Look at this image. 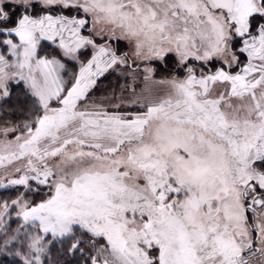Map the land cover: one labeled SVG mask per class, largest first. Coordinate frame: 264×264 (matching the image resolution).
Segmentation results:
<instances>
[{
	"label": "snow or ice",
	"instance_id": "obj_1",
	"mask_svg": "<svg viewBox=\"0 0 264 264\" xmlns=\"http://www.w3.org/2000/svg\"><path fill=\"white\" fill-rule=\"evenodd\" d=\"M0 169L23 264H264V0H0Z\"/></svg>",
	"mask_w": 264,
	"mask_h": 264
},
{
	"label": "rangeland",
	"instance_id": "obj_2",
	"mask_svg": "<svg viewBox=\"0 0 264 264\" xmlns=\"http://www.w3.org/2000/svg\"><path fill=\"white\" fill-rule=\"evenodd\" d=\"M66 14L71 15L74 13H66ZM84 34L87 35L88 33L85 31ZM97 41L103 42V41H100V39L98 37H97ZM110 43H111V46L113 48L118 49V54L129 51V46H128L126 41L113 40ZM238 46H239V44L237 45V47ZM50 49L52 50V52H54L56 50V45L52 44L51 41H41V48L39 49V51H45L46 53H48L50 51ZM87 54L88 53H86V55ZM83 58L84 57H82V59ZM240 58H241V55H240ZM66 63H67V66H68V69L70 72L76 70L77 65L75 64V62L68 61L66 59ZM176 66L177 65L173 62V58L171 56L168 58V62L166 65H161L159 63L155 64V67H157V69H158V71L156 73V78L169 76V75H173V74L183 76L184 72L183 71H176V69H175ZM215 66H219V64L217 63ZM233 70L235 71L238 69H233ZM118 83L122 84V83H124V80L123 79L118 80L117 73L110 71L109 73H106L104 77L100 78V80L98 82V86L95 89V91L92 93V95L96 96V97H104V96L110 95L114 88L116 89V91L118 93L119 92V89L117 87ZM129 110L130 111H137L138 109L137 108H130ZM8 178H9V176L4 174L3 170L0 169V181L6 182ZM12 178H16V177L13 176ZM11 187H15L14 189L19 191L20 193L25 191L23 186H10L9 188H11ZM28 195H31V193H28ZM0 198L3 199L4 195L0 194ZM11 215L13 217H16L15 211H13ZM21 261L23 262L22 257H21Z\"/></svg>",
	"mask_w": 264,
	"mask_h": 264
},
{
	"label": "trees",
	"instance_id": "obj_3",
	"mask_svg": "<svg viewBox=\"0 0 264 264\" xmlns=\"http://www.w3.org/2000/svg\"><path fill=\"white\" fill-rule=\"evenodd\" d=\"M40 54L41 55L48 54L51 56L52 54H54V52H52V50L50 49V51L48 53H46L45 51H40ZM245 57H246V54H242L240 59L243 61V60H245ZM16 91L19 92V89H17ZM14 102H15V96H13L12 100L8 101V103L5 104V107H7L8 104H12ZM4 119L5 120H11L13 122H18V121L24 119V117L18 112H13L11 116L5 115ZM14 188L15 187H11L8 189H0V194L4 195L3 199H9V198L15 199L19 195L20 192ZM28 196H29V198H31L32 194L28 195ZM3 199L0 198V200H3ZM35 199L39 200L40 197H36ZM12 212H11V214H12ZM10 220H15V222L11 223V225H10L12 229L17 228L18 225L21 223L20 220H17L16 217H13L12 215L10 217ZM77 234H79V233H77ZM70 243H71L70 240H65L63 250L61 249V245L58 243L52 245L51 246V252H50V256H51L52 260L58 262V264H84L83 258L80 256L79 253H77L74 256L67 253L66 249ZM81 246L83 247L84 245H81ZM0 264H23V262L21 261V257H16V256H12V255L5 257L3 255H0Z\"/></svg>",
	"mask_w": 264,
	"mask_h": 264
}]
</instances>
